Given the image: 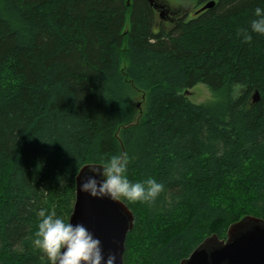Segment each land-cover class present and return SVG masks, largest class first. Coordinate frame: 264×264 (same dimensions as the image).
Wrapping results in <instances>:
<instances>
[{
	"label": "trees",
	"instance_id": "obj_1",
	"mask_svg": "<svg viewBox=\"0 0 264 264\" xmlns=\"http://www.w3.org/2000/svg\"><path fill=\"white\" fill-rule=\"evenodd\" d=\"M257 6L216 0L166 30L149 0H0V264H48L38 211L69 219L80 168L116 154L164 184L126 202L125 264H180L264 218V35L241 32ZM199 83L218 98L191 101Z\"/></svg>",
	"mask_w": 264,
	"mask_h": 264
},
{
	"label": "water",
	"instance_id": "obj_2",
	"mask_svg": "<svg viewBox=\"0 0 264 264\" xmlns=\"http://www.w3.org/2000/svg\"><path fill=\"white\" fill-rule=\"evenodd\" d=\"M149 1L155 7L166 8L158 0ZM215 5L216 0H209L197 12ZM164 12L168 13L169 9ZM186 94H191V90ZM259 99L260 93L256 91L253 101ZM89 164L102 163L88 162L80 168L69 219L74 224L83 223L102 241L105 259L114 255L115 264H125L126 241L134 228L135 215L126 202L93 197L81 190L80 184L91 174ZM180 264H264V218L251 214L243 216L228 227L225 238L216 233L206 237Z\"/></svg>",
	"mask_w": 264,
	"mask_h": 264
},
{
	"label": "clouds",
	"instance_id": "obj_3",
	"mask_svg": "<svg viewBox=\"0 0 264 264\" xmlns=\"http://www.w3.org/2000/svg\"><path fill=\"white\" fill-rule=\"evenodd\" d=\"M251 32L241 29L242 39L252 40L251 33L264 35V8H255ZM127 154L111 156L102 164H89L90 175L80 184L82 191L93 197L113 201L150 203L164 191V184L155 178L130 180ZM86 166V165H85ZM84 166V167H85ZM33 246L46 256L48 264H115V256L105 259L102 241L83 223L58 215L55 209H40Z\"/></svg>",
	"mask_w": 264,
	"mask_h": 264
},
{
	"label": "rangeland",
	"instance_id": "obj_4",
	"mask_svg": "<svg viewBox=\"0 0 264 264\" xmlns=\"http://www.w3.org/2000/svg\"><path fill=\"white\" fill-rule=\"evenodd\" d=\"M157 2L165 4L166 8H154L156 14L157 26H163L166 30L174 27L177 20L183 17H191L197 14V10L202 4H197L196 0H158ZM165 9H169L168 13H164ZM165 15L162 17V15ZM172 15L173 20L171 21L168 16ZM170 16V18H172ZM128 61L123 59L122 66L126 67ZM191 90V94L188 95L191 101L195 103H210L218 98V94L211 90L207 85L199 83L194 86ZM138 110L142 109L143 99L141 95H137L134 99Z\"/></svg>",
	"mask_w": 264,
	"mask_h": 264
},
{
	"label": "flooded vegetation",
	"instance_id": "obj_5",
	"mask_svg": "<svg viewBox=\"0 0 264 264\" xmlns=\"http://www.w3.org/2000/svg\"><path fill=\"white\" fill-rule=\"evenodd\" d=\"M153 6V5H152ZM153 8H155V6H153ZM197 12V11H196ZM164 13H167V12H164ZM198 13V12H197ZM162 15V17L163 16H165V15H163V14H161ZM171 17H172V15H170ZM170 16H168V18L172 21L173 20V17L172 18H170Z\"/></svg>",
	"mask_w": 264,
	"mask_h": 264
},
{
	"label": "bare ground",
	"instance_id": "obj_6",
	"mask_svg": "<svg viewBox=\"0 0 264 264\" xmlns=\"http://www.w3.org/2000/svg\"><path fill=\"white\" fill-rule=\"evenodd\" d=\"M156 8V7H155Z\"/></svg>",
	"mask_w": 264,
	"mask_h": 264
}]
</instances>
